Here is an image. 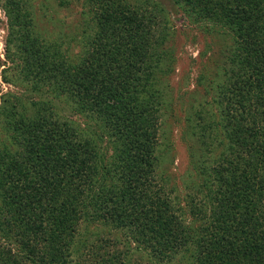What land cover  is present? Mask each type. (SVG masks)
I'll use <instances>...</instances> for the list:
<instances>
[{
    "label": "trees",
    "instance_id": "obj_1",
    "mask_svg": "<svg viewBox=\"0 0 264 264\" xmlns=\"http://www.w3.org/2000/svg\"><path fill=\"white\" fill-rule=\"evenodd\" d=\"M170 1L191 22L230 35L213 128L225 149L201 181L208 219L189 225L157 176L164 80L175 59L165 1L82 0L73 55L34 32L29 0H5L24 82L102 123L112 152L46 99L33 110L18 98L2 105L0 122L19 149L0 147V264H68L74 255L85 264H144L132 242L162 259L184 252L190 264H264V0ZM95 221L111 226L102 231L109 236L80 235Z\"/></svg>",
    "mask_w": 264,
    "mask_h": 264
},
{
    "label": "rangeland",
    "instance_id": "obj_2",
    "mask_svg": "<svg viewBox=\"0 0 264 264\" xmlns=\"http://www.w3.org/2000/svg\"><path fill=\"white\" fill-rule=\"evenodd\" d=\"M164 1L173 25L168 43L173 46L175 59L171 73L164 80L166 99L160 112L157 176L184 207L187 223L197 228L204 217L208 219L210 212L205 198L207 190L201 187L203 173L213 170L212 165L225 149V137H221L220 129L215 130L219 140L212 138V132L215 134L213 128L220 116V90L226 84L221 63L230 35L216 33L219 27L212 22H191L170 0ZM4 3L5 0H0V107L18 98L33 110L34 101L46 99L59 116L96 138L100 151L109 157L112 143L102 133V123L89 113L75 111L65 97L55 95L48 87L36 92L31 84L24 82L20 74V53L16 44L8 40L10 21ZM28 5L34 18V32L39 37L61 43L67 53H79L85 19L82 0H29ZM3 125L0 122V147L19 149L13 132ZM261 172L264 173V162ZM197 208L201 211L199 214ZM87 228L94 231L92 237L95 238L105 229L107 233L111 226L95 221L83 227L80 235L85 234ZM107 236L109 234L104 237ZM136 245L132 242L133 253H130L144 264H190L184 252L173 260L162 259ZM82 261L80 256L74 255L68 264H85Z\"/></svg>",
    "mask_w": 264,
    "mask_h": 264
}]
</instances>
